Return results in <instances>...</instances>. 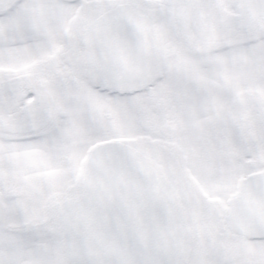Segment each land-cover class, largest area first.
Instances as JSON below:
<instances>
[{"label":"snow or ice","instance_id":"1","mask_svg":"<svg viewBox=\"0 0 264 264\" xmlns=\"http://www.w3.org/2000/svg\"><path fill=\"white\" fill-rule=\"evenodd\" d=\"M0 264H264V0H0Z\"/></svg>","mask_w":264,"mask_h":264}]
</instances>
